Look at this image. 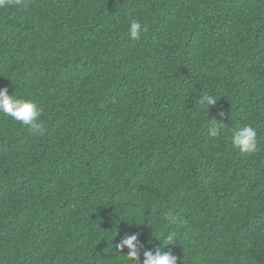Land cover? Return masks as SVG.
I'll list each match as a JSON object with an SVG mask.
<instances>
[{
  "label": "trees",
  "instance_id": "trees-1",
  "mask_svg": "<svg viewBox=\"0 0 264 264\" xmlns=\"http://www.w3.org/2000/svg\"><path fill=\"white\" fill-rule=\"evenodd\" d=\"M0 88L43 128L0 113V264H264V0H12Z\"/></svg>",
  "mask_w": 264,
  "mask_h": 264
},
{
  "label": "clouds",
  "instance_id": "clouds-1",
  "mask_svg": "<svg viewBox=\"0 0 264 264\" xmlns=\"http://www.w3.org/2000/svg\"><path fill=\"white\" fill-rule=\"evenodd\" d=\"M12 0H0V8L7 7ZM19 3V0H17ZM147 31V27L137 20H132L129 25L127 35L132 40L140 39L141 35ZM217 99L213 95L204 94L199 97V104L205 107L209 113V109L215 106ZM40 107L29 100L18 98L14 94H9L7 88H0V113L11 117L13 120L20 122L23 126H28L37 134L43 133V128L39 122L41 116ZM220 117L223 118L224 113L221 112ZM222 122H218L215 118L209 124L208 134L210 137H218L221 134ZM257 132L251 125H243L233 129L231 133V142L233 146L242 154H252L258 151ZM176 233L169 232L163 242L161 248L155 252L151 250H143L141 260V248L138 235L133 234L123 239L115 245L117 253H123L127 248V253L123 254V258L127 264H177L178 257L171 251H163V247L173 244Z\"/></svg>",
  "mask_w": 264,
  "mask_h": 264
}]
</instances>
